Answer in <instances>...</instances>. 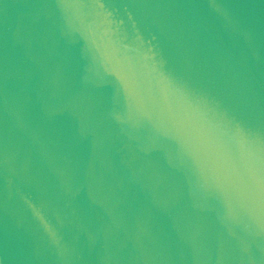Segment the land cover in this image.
<instances>
[{"label": "water", "instance_id": "95a60500", "mask_svg": "<svg viewBox=\"0 0 264 264\" xmlns=\"http://www.w3.org/2000/svg\"><path fill=\"white\" fill-rule=\"evenodd\" d=\"M0 264H264V0H0Z\"/></svg>", "mask_w": 264, "mask_h": 264}]
</instances>
